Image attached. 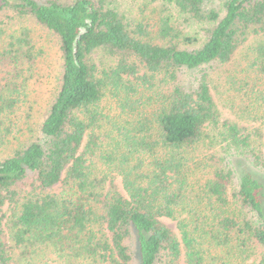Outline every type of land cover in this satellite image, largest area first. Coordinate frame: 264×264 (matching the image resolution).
Segmentation results:
<instances>
[{"label":"trees","instance_id":"trees-1","mask_svg":"<svg viewBox=\"0 0 264 264\" xmlns=\"http://www.w3.org/2000/svg\"><path fill=\"white\" fill-rule=\"evenodd\" d=\"M26 18L62 71L40 136L0 160V264H264V0H144L132 18L0 0V139L36 58L11 32Z\"/></svg>","mask_w":264,"mask_h":264},{"label":"rangeland","instance_id":"rangeland-1","mask_svg":"<svg viewBox=\"0 0 264 264\" xmlns=\"http://www.w3.org/2000/svg\"><path fill=\"white\" fill-rule=\"evenodd\" d=\"M114 1L120 12L126 13L132 18L139 14L144 0ZM154 5L155 2H152V5L146 6L144 18L151 19L154 16ZM155 13L157 12L155 11ZM172 18L175 20L174 17ZM176 18V24H179L180 28L190 25L181 17ZM23 28L29 30L36 58L28 85L22 92L19 104L12 116L13 125L10 127V132L0 139V160L9 156L14 148L34 141L40 136L41 123L58 90L62 71V55L58 37L32 18L16 22L12 26L11 32L18 35ZM200 33L203 36V31ZM100 60L103 59H96V62H100ZM104 63H107L106 59H104ZM43 263L55 264L52 259L48 261L44 259Z\"/></svg>","mask_w":264,"mask_h":264}]
</instances>
